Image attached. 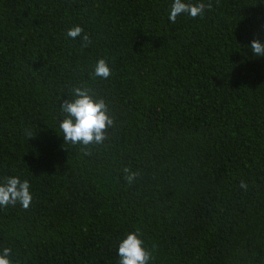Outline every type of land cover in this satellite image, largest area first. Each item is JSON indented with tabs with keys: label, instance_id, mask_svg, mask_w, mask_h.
Masks as SVG:
<instances>
[{
	"label": "trees",
	"instance_id": "16d2710c",
	"mask_svg": "<svg viewBox=\"0 0 264 264\" xmlns=\"http://www.w3.org/2000/svg\"><path fill=\"white\" fill-rule=\"evenodd\" d=\"M173 2L0 0V184L33 197L0 206L13 264H119L137 229L149 264H264V0ZM75 87L108 106L102 144L64 141Z\"/></svg>",
	"mask_w": 264,
	"mask_h": 264
},
{
	"label": "clouds",
	"instance_id": "9594fccd",
	"mask_svg": "<svg viewBox=\"0 0 264 264\" xmlns=\"http://www.w3.org/2000/svg\"><path fill=\"white\" fill-rule=\"evenodd\" d=\"M204 3L191 4L184 0H174L170 12L169 20L172 23L181 14L190 15L192 18L203 17L205 10ZM211 8V4L207 5ZM83 32L79 25L68 30L67 35L75 39ZM83 39L88 40L84 35ZM251 50L255 56H264V43L259 40L251 42ZM94 76L107 79L111 75V69L105 59H99L94 67ZM71 99L63 101L61 108L65 118L59 127L63 133L65 143L82 144H102L107 139V131L113 126L114 120L109 114L108 106L103 99H96L95 94L87 87H75L71 94ZM90 154V152L85 153ZM128 175L125 177L131 183L138 173L124 169ZM242 188L246 184L241 183ZM30 184L27 180L21 181L19 177H6L0 184V206H15L19 203L24 209H28L32 202ZM11 249L5 248L0 253V264H13L10 259ZM119 264H149L153 259L152 252L144 246V240L140 236L139 229L126 235L118 246Z\"/></svg>",
	"mask_w": 264,
	"mask_h": 264
}]
</instances>
